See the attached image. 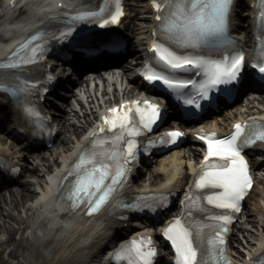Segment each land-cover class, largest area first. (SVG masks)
I'll use <instances>...</instances> for the list:
<instances>
[{"label": "snow or ice", "instance_id": "snow-or-ice-1", "mask_svg": "<svg viewBox=\"0 0 264 264\" xmlns=\"http://www.w3.org/2000/svg\"><path fill=\"white\" fill-rule=\"evenodd\" d=\"M149 3L154 23L140 75L150 85L162 87L178 106H183L185 116L196 115L193 109L202 108V101L211 103L213 93L230 94L246 63L264 81V60L256 56L264 49V0H253L255 43L250 58H246L239 43L228 34L233 0H149ZM124 14L123 0H99L93 10L64 14L69 19L61 30H38L30 35L0 61V69L20 71L42 60L48 50L47 38L67 40L80 22L103 28L119 24ZM37 40L40 42L36 43ZM101 43L119 46L111 38ZM39 84L40 81L20 76L0 79V91L12 99L21 119L34 125L35 135L40 134L44 125L32 101L36 93L47 91L38 87ZM168 118L166 107L148 100L110 108L62 178L73 177L67 192L71 207L83 204L88 213H93L112 200L124 208L154 211L157 201L166 203V193L137 197L131 204L114 199L113 194L130 171L129 162L136 160L141 151L137 137ZM183 136L179 129L171 130L157 141H147L143 151L156 143L175 144ZM199 138L207 145L204 162L181 201L184 206L181 213L170 218L161 232L171 244L173 264H229L224 254L228 225L252 187L243 152L256 140L264 142V124L256 120L237 121L224 136L200 133ZM157 255L151 235H137L111 254L114 264H157ZM249 264H264V252Z\"/></svg>", "mask_w": 264, "mask_h": 264}, {"label": "bare ground", "instance_id": "bare-ground-1", "mask_svg": "<svg viewBox=\"0 0 264 264\" xmlns=\"http://www.w3.org/2000/svg\"><path fill=\"white\" fill-rule=\"evenodd\" d=\"M135 1V5L140 10L135 12L133 16V21H131L133 25H127V28H130L134 38L138 39L148 34L151 16L147 0ZM26 2V16L24 19L13 24L0 23V53L4 50L3 37L5 35L17 36L37 22L46 23L50 20L48 17L50 15L48 11L49 0H26ZM5 8V2L0 0V14H6ZM129 10L136 11L133 8H129ZM133 67L128 62L118 68L120 74L103 77L101 73H96L103 83L102 98L99 97L98 90L92 92L90 89H86L80 98L74 93L72 98L77 101V108L67 102L65 110H58L61 113L58 121L61 124L63 133H70V135L75 136L73 138L63 136L58 140V144L62 148L61 152H55V149L52 148L48 156L43 152L37 153L35 159L38 163L36 164L32 165L28 162L24 164L23 162V175L27 179L21 180L18 186L8 188L5 191H2L4 187L0 188V236H5V239L0 237V247L9 242L13 245L9 251L7 263L37 264L34 260L38 257L39 264H67L62 261L66 252L74 251L78 253L86 250L91 253L94 249L89 244L94 246L98 241L106 240L109 233L120 230L119 227H121L122 222L119 223L114 218L108 217L107 211L98 217L87 219L80 213L66 210L60 203V197L55 193L54 179L59 176L60 172L53 168V165L60 166L62 162L69 158L72 149L82 144V141H76L77 136L84 130L90 116L94 115V110L99 104L106 102L107 97L114 94L120 96L122 92L120 90H122L124 83L132 85L130 90L124 92L126 96L133 92L136 95L146 93L135 78L129 74ZM82 82L87 83L86 78L81 80L80 86H82ZM103 99L106 100L103 101ZM259 101L264 102V96H261ZM244 103L245 109L230 108L222 116L213 117L211 123L215 126L217 124L224 125L227 121L234 120L238 115H250L262 110V107L254 104L253 101L245 100ZM0 129L2 135L15 138L12 130L8 127ZM3 142H5V145L0 144V151L10 149L13 150L15 157H21L22 153H18L16 148L13 149L3 137H0V143ZM185 149L186 151L180 149L155 160L157 167L147 170L148 178L145 179L144 183L151 186L162 179L171 178L174 185H182L183 181L188 180L195 171L196 165L193 161H197L199 146L193 143ZM49 159L53 161V164ZM258 167L264 170V164L258 165ZM48 174H50V177ZM133 179L134 185H142V174L139 171L135 173ZM43 182L46 183V187L43 193H39L37 186ZM260 185L264 186V174L256 178V182L246 199L248 206L244 207L239 217L242 219L241 225L234 226L243 239L242 251L230 241L228 248L231 255L237 256L241 252V256L244 255L243 253L254 254L259 251L260 242L264 241V193L263 191L254 190ZM120 188L123 194L127 195L131 192L130 187L127 185ZM54 215H58V219L54 220ZM32 218H35V220L31 221ZM49 225L53 231L46 240H40L42 236H37V232H43ZM247 225H250L253 229H247ZM28 229L32 231L31 238H29ZM17 235H19L18 240H15ZM232 239H234V236H231ZM88 241L89 244H87Z\"/></svg>", "mask_w": 264, "mask_h": 264}, {"label": "rangeland", "instance_id": "rangeland-1", "mask_svg": "<svg viewBox=\"0 0 264 264\" xmlns=\"http://www.w3.org/2000/svg\"><path fill=\"white\" fill-rule=\"evenodd\" d=\"M139 7L138 6H136V5H134L133 6V10H137ZM130 14H134V12H131ZM133 20V19H132ZM127 21H129V20H127ZM126 21V22H127ZM131 74V73H130ZM68 102H70V103H73V100H69ZM63 135L64 136H66V137H69V136H71L72 137V135H70V133H65V134H61L59 137H58V139L59 138H61V137H63ZM55 147H56V149H55ZM55 150H56V152H59L61 149H60V147H59V144H57V141H56V144H55V146L53 147ZM52 149H50V151H51ZM50 151H46V155L48 156V154H49V152ZM30 162L32 163V164H36L31 158H30ZM50 162H52L51 160H50ZM22 180H25V179H23L22 178ZM16 186H18L17 184H11V185H7L2 191H5L6 189H8V188H13V187H16ZM254 190H256V191H263V193H264V186L263 185H260V186H257ZM246 206H248V202H246V204H245ZM15 214H16V212H14ZM236 224H238V226L239 225H241V223H240V221H238ZM246 228L247 229H253V227H251L250 225H247L246 226ZM234 239H232L231 240V242L234 244V246L236 247V248H238V249H240L241 248V245H242V241H243V239L241 238V235H240V233L237 231V229H235V233H234ZM13 245H11L10 244V242L8 243V244H6L5 246H2V247H0V264H9V263H7V261H8V251L11 249V247H12ZM13 261V260H12ZM37 264H39V259H38V257H36V259L34 260Z\"/></svg>", "mask_w": 264, "mask_h": 264}]
</instances>
